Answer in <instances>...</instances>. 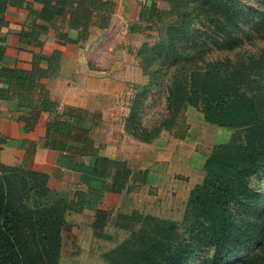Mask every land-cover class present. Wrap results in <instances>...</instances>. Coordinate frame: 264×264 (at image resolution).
<instances>
[{
    "label": "trees",
    "instance_id": "1",
    "mask_svg": "<svg viewBox=\"0 0 264 264\" xmlns=\"http://www.w3.org/2000/svg\"><path fill=\"white\" fill-rule=\"evenodd\" d=\"M194 1L151 0L143 5L139 18L150 32L147 37H153L155 30L157 39L150 45L147 40L142 43V64L136 51L148 82L133 85L139 91L125 117V129L148 142L161 129H169L191 105L205 121L233 131L226 141L212 147L203 165L204 178L190 190L180 220L135 209L116 214L114 226L130 233L104 253L105 264H187L198 257L204 241L212 246L210 256L202 259L208 260L204 264H264V191L248 183L251 174L264 170V49L249 60L207 59L212 46L233 49L239 45L237 19L244 9L238 0H199L203 3L200 21L207 28L191 29L189 18L175 20L174 15ZM34 2L41 8L36 9ZM9 4L34 14L39 28L61 17L68 27L79 29L76 39L57 29L63 43L85 41L92 28L109 25L114 11L112 0H0V25ZM3 51L0 44V80L6 84L0 87V97L32 109L25 119L27 129L33 128L42 110L53 113L46 123L50 139L46 145L58 151L57 161L87 172V176L80 175L87 184L93 177L102 181L100 189L78 188L69 198L49 186L47 173L0 161V264H58L64 233L73 227L66 213L91 208V228L98 235L109 216L97 207L104 190L120 192L129 177L144 183L147 170L132 171L124 160L97 154L85 121L97 123L98 113L73 106L55 110L56 103L38 79L53 74L60 50L49 56L33 53L30 69L3 65ZM43 58L49 60L51 69L40 66ZM153 59L157 66L151 70ZM161 66L170 70L165 109L150 129L138 119L154 94ZM36 86L40 98L34 102L31 94ZM2 142L0 137V149ZM91 153L97 155L93 165L78 161V155ZM234 206L243 208L244 214L237 216Z\"/></svg>",
    "mask_w": 264,
    "mask_h": 264
},
{
    "label": "crops",
    "instance_id": "2",
    "mask_svg": "<svg viewBox=\"0 0 264 264\" xmlns=\"http://www.w3.org/2000/svg\"><path fill=\"white\" fill-rule=\"evenodd\" d=\"M114 11L105 28H92L85 41L64 42L56 34L62 30L76 39L79 29L68 27L61 17L47 28L35 25V15L22 7L7 5L0 25V44L4 45L1 63L8 67L30 69L33 53L51 55L55 49L61 55L53 74L42 76L38 83L47 90L58 112L68 106L96 112L97 123L86 120L89 135L97 154L121 159L132 170H147L144 183L131 177L120 192L104 190L97 207L107 210L108 220L99 234L116 243L126 238L130 230L114 226L118 212L133 209L144 214L180 220L192 187L204 178V162L212 147L226 141L232 128L205 121L203 114L187 105L169 129L161 131L150 141H142L125 129L127 105L124 96L134 84H145L148 76L143 72L136 48L149 40V30L140 20L144 4L151 0H112ZM161 6L165 4L160 3ZM36 9L41 4L34 2ZM68 16V15H67ZM67 18V17H66ZM24 32L26 36L23 37ZM22 33V36H21ZM152 33V32H151ZM37 43H40L38 45ZM43 58L40 66L51 69ZM6 86L0 80V87ZM33 101L40 98L38 87L31 94ZM32 112L28 106L0 97V161L6 165H28L48 175V184L63 190L72 198L76 189H100L98 177L85 183L80 175L87 172L71 169L57 161L58 151L46 144V123L53 113L42 110L33 128L27 129L25 119ZM96 154L78 155V161L93 165ZM106 182L110 176L105 178ZM93 210L85 207L81 212L66 213L73 233L94 236L91 228ZM115 243V244H116Z\"/></svg>",
    "mask_w": 264,
    "mask_h": 264
},
{
    "label": "rangeland",
    "instance_id": "3",
    "mask_svg": "<svg viewBox=\"0 0 264 264\" xmlns=\"http://www.w3.org/2000/svg\"><path fill=\"white\" fill-rule=\"evenodd\" d=\"M239 5L244 9L243 15L239 16L238 27L236 28L237 34L241 37L239 45L233 49H221L214 46L206 53L207 59H217L230 57L235 59L249 60L254 57H258L261 51L264 49V0H238ZM162 3V1H158ZM165 4V3H163ZM203 3L199 0H195L190 7L181 9L179 14H175V20L189 18L191 24L189 27L199 28L204 30L206 25L201 24V12L199 7ZM166 5V4H165ZM188 19V20H189ZM179 23V22H174ZM156 31L154 30V36L147 40L150 45L156 39ZM144 42V41H143ZM142 42V43H143ZM142 43L136 48L140 62V50L144 47ZM147 54V51H145ZM157 66V62L153 59L151 65L148 68L154 70ZM170 70L161 66L160 71L157 73L156 84L154 85V94L148 97V103L142 113L139 116V124H142L148 128H152L154 124L159 121V118L164 113L165 109V96L167 93L166 86L169 83ZM139 91V86L136 89H132L128 96H124L123 104L127 105L128 112L133 105V101L136 93ZM128 114V113H127ZM248 183L256 190L264 191V170H258L250 175ZM63 194H67L63 190H59ZM236 215L244 214V209L240 206H234ZM182 229V228H181ZM116 239L109 240L106 235L98 234L94 236L81 235V239H78L73 233V228L65 231L62 238L61 254L58 264H105L104 253L115 246ZM116 243V244H115ZM119 243V242H118ZM255 250V248H253ZM212 251V246L208 241H204L201 245V250L196 259H191L187 264H204L208 263V260H202L205 257H209Z\"/></svg>",
    "mask_w": 264,
    "mask_h": 264
}]
</instances>
